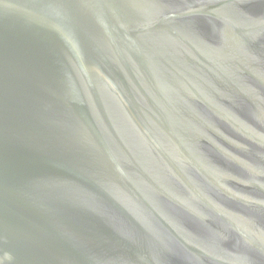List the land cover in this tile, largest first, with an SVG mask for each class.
Listing matches in <instances>:
<instances>
[{"label": "water", "instance_id": "1", "mask_svg": "<svg viewBox=\"0 0 264 264\" xmlns=\"http://www.w3.org/2000/svg\"><path fill=\"white\" fill-rule=\"evenodd\" d=\"M0 264H264V0H0Z\"/></svg>", "mask_w": 264, "mask_h": 264}]
</instances>
